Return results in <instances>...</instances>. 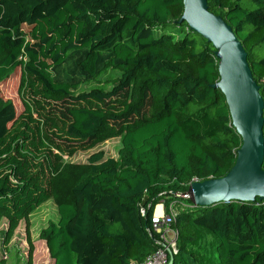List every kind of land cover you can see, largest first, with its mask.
<instances>
[{
  "label": "trees",
  "instance_id": "obj_1",
  "mask_svg": "<svg viewBox=\"0 0 264 264\" xmlns=\"http://www.w3.org/2000/svg\"><path fill=\"white\" fill-rule=\"evenodd\" d=\"M208 5L242 41L264 97V0ZM183 13L184 0H0V84L20 68L23 104L19 113L0 95V224L7 247L25 220L24 264L34 263L30 215L57 198L64 156L113 137L118 158L92 153L58 199L60 219L40 231L52 254L68 264L141 262L160 247L149 230L165 200L179 209L172 264H264L263 199L199 206L182 196L194 178L225 176L242 145L213 86L216 49ZM109 69L120 74L78 90Z\"/></svg>",
  "mask_w": 264,
  "mask_h": 264
},
{
  "label": "water",
  "instance_id": "obj_2",
  "mask_svg": "<svg viewBox=\"0 0 264 264\" xmlns=\"http://www.w3.org/2000/svg\"><path fill=\"white\" fill-rule=\"evenodd\" d=\"M186 21L192 30L214 45L219 59L220 81L230 109L232 124L242 138L237 160L223 177L195 181L190 192L196 205L218 202L264 200V97L254 78L248 52L234 28L212 12L208 0H184ZM172 264L174 254L170 251Z\"/></svg>",
  "mask_w": 264,
  "mask_h": 264
},
{
  "label": "rangeland",
  "instance_id": "obj_3",
  "mask_svg": "<svg viewBox=\"0 0 264 264\" xmlns=\"http://www.w3.org/2000/svg\"><path fill=\"white\" fill-rule=\"evenodd\" d=\"M20 73L21 70L18 68L8 80L0 84V95L4 96L6 99H13L19 113L23 110V104L18 94ZM119 74V71L109 69L108 72L101 76L100 81L82 84L78 90H88L93 87L101 86L104 84L105 80L118 76ZM121 147V137H113L97 144L92 149L81 150L71 156H64L62 166L56 177V187L58 190L57 198L53 197L44 202L30 215L31 233L34 244L33 264H58V262L59 264H68L65 262V256L58 258L59 254L54 255L51 253L46 245V242L40 238V231L50 220L58 221L60 219L58 199L59 197H67L69 195L71 182L81 174L85 166L88 164L89 156L94 152L102 150L104 151L106 158H118ZM159 210H161V206H158V211ZM176 212H179L178 207H176ZM7 225L6 219H4L0 224V258L3 257L7 259L9 264H24L29 254L26 222L25 220L21 221L10 244L5 247L2 243V237ZM211 243L212 247L214 240H211Z\"/></svg>",
  "mask_w": 264,
  "mask_h": 264
},
{
  "label": "built area",
  "instance_id": "obj_4",
  "mask_svg": "<svg viewBox=\"0 0 264 264\" xmlns=\"http://www.w3.org/2000/svg\"><path fill=\"white\" fill-rule=\"evenodd\" d=\"M201 179L194 178L189 184V188L183 192L182 196L185 199L192 198V193L189 191L191 184ZM158 206H161V212H157ZM148 209L146 207L141 208V213L146 215ZM176 203L166 202L158 203L154 207V211L151 218V229L150 232H155L160 235L157 242L160 247L154 252L149 254L143 261H133L131 264H166L169 261L170 251L175 254L177 252V238L178 230L173 227V223L176 221Z\"/></svg>",
  "mask_w": 264,
  "mask_h": 264
},
{
  "label": "crops",
  "instance_id": "obj_5",
  "mask_svg": "<svg viewBox=\"0 0 264 264\" xmlns=\"http://www.w3.org/2000/svg\"><path fill=\"white\" fill-rule=\"evenodd\" d=\"M157 212H161V210L158 211V209H157Z\"/></svg>",
  "mask_w": 264,
  "mask_h": 264
}]
</instances>
